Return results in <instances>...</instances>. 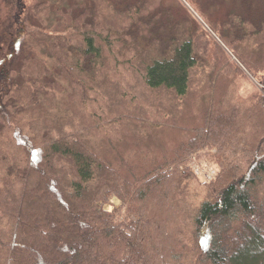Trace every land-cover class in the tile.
<instances>
[{"label": "trees", "instance_id": "16d2710c", "mask_svg": "<svg viewBox=\"0 0 264 264\" xmlns=\"http://www.w3.org/2000/svg\"><path fill=\"white\" fill-rule=\"evenodd\" d=\"M4 2L0 264H264V95L214 99L194 137L180 145L179 155L219 152L220 173L210 184L181 170L179 159L140 162L113 138L109 156L98 138L107 122L97 117L87 127V107L115 42L135 29V15L123 26L95 0L31 8L24 0ZM254 29L253 68L264 86V13ZM171 48L147 64L143 80L186 98L196 48L192 40ZM113 197L135 220L119 222L105 210ZM173 220L177 231L166 226Z\"/></svg>", "mask_w": 264, "mask_h": 264}, {"label": "rangeland", "instance_id": "374dc122", "mask_svg": "<svg viewBox=\"0 0 264 264\" xmlns=\"http://www.w3.org/2000/svg\"><path fill=\"white\" fill-rule=\"evenodd\" d=\"M48 1L24 0L28 8ZM95 1L102 14L112 11L120 25L129 26L130 15L137 20L135 29L127 27L122 32L125 39L115 42V54L107 56L100 90L87 107V127L97 117L107 122V134L98 137L100 143L103 141L102 152L110 156L107 148L112 146L109 140L113 138L121 152H130L140 162L159 164L179 159V168L194 175L199 184L217 180L220 168L216 149L203 147L180 155L178 150L194 137L209 102L228 97L250 100L256 94L264 95L262 73L253 68L259 60L252 36L264 13V0ZM7 14L8 8L0 0V20ZM186 40L193 41L198 60L189 95L179 98L169 90L149 89L143 80L147 64L169 55L172 46ZM239 52L245 61L239 58ZM86 145L93 148L91 142ZM105 210L116 212L119 222L127 223L128 217L135 220L117 197L107 203ZM171 217L172 213V220ZM180 219L179 223L173 220L164 224L177 231V225L185 228V220Z\"/></svg>", "mask_w": 264, "mask_h": 264}]
</instances>
